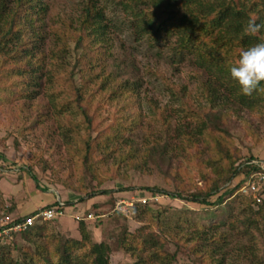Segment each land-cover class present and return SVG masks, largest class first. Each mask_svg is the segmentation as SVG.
I'll return each mask as SVG.
<instances>
[{"label": "trees", "instance_id": "obj_1", "mask_svg": "<svg viewBox=\"0 0 264 264\" xmlns=\"http://www.w3.org/2000/svg\"><path fill=\"white\" fill-rule=\"evenodd\" d=\"M80 4L76 18L64 19L60 27H53L46 21L49 7L44 0H0V101L19 96L32 101L41 94L45 84H52L56 78L64 81L71 89V96H67L64 88H58L60 97L51 101L53 105L49 106L47 117L54 115L65 122L64 134L70 139L67 144L79 143L85 161L97 153L113 165L123 163L131 167L141 162V167H146L153 162L161 169L169 166L174 156L170 154L173 153L170 146L173 136L179 147L202 143L214 151L218 148L217 155L208 159L211 165L217 162L218 155L233 160L226 169V176L222 170L217 171L219 177L210 186L188 194L178 185L175 192L156 186L144 190L151 194L150 197L166 196L194 202L198 205L194 208L196 217L208 221L206 225L197 226L199 221L186 219L184 224L178 222L168 228L167 234L173 237L176 249L179 251L182 247L185 255L191 258L187 264H227L234 257L248 259L252 264H264V186L259 192L260 202L241 196L249 206L239 211L230 200L237 196L250 176L262 172L264 161L256 155L245 158L223 150L227 139L232 137L228 130L231 120L245 122L246 111H261L264 107V84L252 96H244L229 74V66L242 49L264 42V28L256 35L244 33L253 17L258 18L257 23L264 24V0H83ZM108 11L113 12L115 19ZM120 22L127 26L134 41L144 39L153 47L157 46L158 57L168 58L171 65L187 61L202 75L205 102L194 104L188 98L182 99L184 112L180 114L181 122L174 134H166L164 138L134 134L138 127L144 128L142 79L125 76L128 67L123 69L120 62H106L111 56L113 35ZM71 42L73 51L69 50ZM122 49L126 51L124 46ZM72 52L76 54L70 65ZM124 59L127 62L128 56ZM56 71L62 75L58 77ZM91 103L96 105L92 112ZM72 104L75 109L71 108ZM112 108L109 119L113 122L99 128L97 136L93 137L91 132L97 112L102 109L109 112ZM66 115H76L83 120L84 132L74 124V118L67 120ZM194 115L197 118L192 119ZM215 131L220 136H215ZM224 136L226 140L223 141ZM161 171L167 172V169ZM34 179L38 186L35 176ZM111 191L98 190L86 197L91 199ZM86 227L85 220L80 221L81 240L65 241L45 234L42 225L31 227L21 236L34 247L17 248L24 260L20 256L13 258L12 249L0 244V264H111L109 245L91 242ZM154 236L148 234L143 239L148 249L155 251L148 258L158 260L159 264L178 263V251L164 253L162 245L156 248L158 241ZM243 236L259 237L262 250L255 248L253 243L242 245ZM87 245L90 246L87 254L72 253ZM136 264L157 263H147V257L139 255Z\"/></svg>", "mask_w": 264, "mask_h": 264}, {"label": "rangeland", "instance_id": "obj_2", "mask_svg": "<svg viewBox=\"0 0 264 264\" xmlns=\"http://www.w3.org/2000/svg\"><path fill=\"white\" fill-rule=\"evenodd\" d=\"M44 1L49 7L46 15L49 26L60 27L62 20L78 16L83 0ZM108 14L115 19L112 11H108ZM119 25L113 35L114 46L110 51L111 56L106 58V62L108 64L120 62L123 69L125 66L128 67L125 69V76L142 79L141 96L144 103L141 113L144 114L142 120L144 128L141 130L140 127H136L134 134H151L161 138L169 133L174 134L173 131L181 122L182 99L188 98L194 104L205 102L201 90L203 80L201 73L187 61L171 65L168 58L157 56V46L153 47L144 39L140 42L134 41L126 29L127 26H122V22ZM72 46L71 42L70 51H73ZM75 54L76 52H72L69 57L70 65L74 62ZM125 55L128 56V64L124 62ZM65 73L68 74L67 71ZM56 75L59 77L62 72L59 74L56 71ZM58 88L59 90L64 88L67 96H71L69 86L56 78L52 84H45L41 94L32 101H26L22 96L0 101V216H3L2 212L11 215L13 219L28 216L50 206L59 197L66 203L67 213L75 211L83 218L88 213L100 216L96 219H85L86 228L91 242L109 245L111 264H136L139 255L147 257V263L153 261L159 264L158 260L154 261V258H151V261L148 258L155 251L149 250L143 243L146 235H155L154 238L158 241L156 248L162 245L164 253H172L177 247L172 241L173 237L167 234L168 228H172L178 222L184 224L182 222L186 219L190 222L199 221L197 226L206 225L208 221L196 217L197 212L194 208L198 205L194 202L157 196V200L142 204L138 199L151 195L144 188L156 186L175 192L178 185L179 189L187 194L199 192L218 179L217 171L222 170L226 176V169L231 164L232 157L225 160L224 155H218L217 162L211 165L208 159L217 155L218 148L214 151L202 143L195 146L186 145L185 148L179 147L173 136L174 141L173 143L171 141L170 146L174 154H170L174 156L169 166L161 167L167 169V172L161 171L153 162H149L146 167H141V162L131 167L123 163L113 165L112 161L102 160L97 153L95 157L90 155L85 161L79 143L67 144L70 139L64 134L65 122L54 115L47 117L50 113L49 106L53 105L51 101L60 97ZM91 104L90 112L96 106L95 103ZM73 106L72 104L71 108L75 109ZM112 110L113 108L107 112L102 109L97 112L95 128L91 132L93 137L97 136L99 128L103 126L105 128L113 122L109 119L112 117ZM66 116L67 120L74 118V124L80 126L82 130L86 128L85 122L76 115ZM195 117L194 115L192 119ZM243 118L245 122L234 118L228 124L232 137L227 139L223 150L232 156L238 153L245 158L256 155L264 161V107L261 111H246ZM214 134L220 136L216 131ZM224 140L226 136L223 137ZM104 189L112 191L109 194H98L91 199L86 197L92 192ZM241 196L257 201L253 195L249 197L238 192L235 198L230 199L238 211L249 206L247 204L249 202H244ZM154 201L157 203L154 204ZM10 209L13 210L11 213L7 211ZM67 216L70 217L69 214L65 215ZM65 217L44 222L42 224L44 233L52 234L62 241L81 240L79 219L74 221L71 217L69 219ZM96 221L101 224L98 225ZM195 226L196 223L190 229H194ZM254 237L255 239L253 236H243L241 244L246 246L253 243L255 248L262 250L260 238ZM250 238L253 240H249ZM1 243L12 249L13 258L20 256L22 260L24 257L17 248L24 245L34 247L25 242L20 233H14L11 238L0 241ZM84 247L83 249L79 247L72 253L83 256L90 251L89 245ZM176 256L178 263L171 264H187L191 259L185 255L182 247ZM85 260L87 259L84 258ZM247 260L234 257L227 264H252Z\"/></svg>", "mask_w": 264, "mask_h": 264}, {"label": "clouds", "instance_id": "obj_3", "mask_svg": "<svg viewBox=\"0 0 264 264\" xmlns=\"http://www.w3.org/2000/svg\"><path fill=\"white\" fill-rule=\"evenodd\" d=\"M257 19L258 18L256 17L249 19L246 27L244 28L245 34L256 35L257 33L261 31L262 28H264V24L257 23ZM229 74H230L231 79L239 85V89L242 95L250 97L255 92H257L260 86L264 84V42H257L245 49H242L238 53V58L236 59V61L229 66ZM59 201L61 200L58 197L55 200V202L52 203L51 205L58 203ZM66 206H67L66 203H64L63 215L56 217V219L65 217V215L68 214L66 211L67 209ZM50 207L52 206H46L45 208H50ZM45 208H42L40 210H43ZM35 213L36 212H34L33 214ZM33 214H30V215H33ZM89 214H93V213L86 214L84 218L82 216H79L80 215L79 213L70 214V217L73 218V220L75 221L77 220L76 218L77 216L79 219L78 220V223H79L82 220H85L87 218L89 219L88 217ZM98 217L100 216L96 215L92 219H96ZM44 222H47V221H42L32 227L42 225Z\"/></svg>", "mask_w": 264, "mask_h": 264}, {"label": "built area", "instance_id": "obj_4", "mask_svg": "<svg viewBox=\"0 0 264 264\" xmlns=\"http://www.w3.org/2000/svg\"><path fill=\"white\" fill-rule=\"evenodd\" d=\"M261 169L262 172L257 176H250L245 185H243L239 191L249 197L253 195L258 202L261 201V198L257 197V195L260 192L261 186L264 185V165L261 166ZM153 199L157 200L158 197L139 198L138 201L142 204H147L152 202ZM63 207L64 203L59 201L56 205L40 210L33 215L15 219H13L11 215H5V213L2 212L3 216H0V241L11 238L14 233L24 232L37 223L48 221L63 215ZM88 217L93 218L94 215L89 214ZM76 218L78 219L77 216Z\"/></svg>", "mask_w": 264, "mask_h": 264}, {"label": "crops", "instance_id": "obj_5", "mask_svg": "<svg viewBox=\"0 0 264 264\" xmlns=\"http://www.w3.org/2000/svg\"><path fill=\"white\" fill-rule=\"evenodd\" d=\"M77 212V211H76ZM75 213V211L73 212V213H70L69 211H68V214L70 215V214H74ZM65 218H70L69 216H67V217H65Z\"/></svg>", "mask_w": 264, "mask_h": 264}]
</instances>
